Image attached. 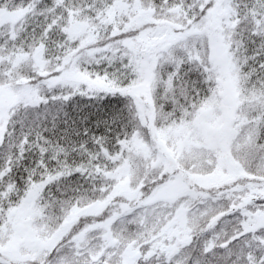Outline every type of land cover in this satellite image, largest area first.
Returning <instances> with one entry per match:
<instances>
[{"label": "snow or ice", "instance_id": "6c2138e0", "mask_svg": "<svg viewBox=\"0 0 264 264\" xmlns=\"http://www.w3.org/2000/svg\"><path fill=\"white\" fill-rule=\"evenodd\" d=\"M0 264H264V0H0Z\"/></svg>", "mask_w": 264, "mask_h": 264}, {"label": "trees", "instance_id": "16d2710c", "mask_svg": "<svg viewBox=\"0 0 264 264\" xmlns=\"http://www.w3.org/2000/svg\"><path fill=\"white\" fill-rule=\"evenodd\" d=\"M52 190L55 191V186H53V189Z\"/></svg>", "mask_w": 264, "mask_h": 264}]
</instances>
